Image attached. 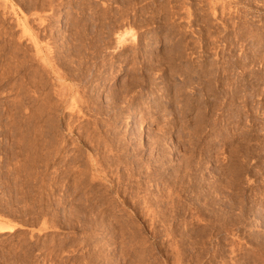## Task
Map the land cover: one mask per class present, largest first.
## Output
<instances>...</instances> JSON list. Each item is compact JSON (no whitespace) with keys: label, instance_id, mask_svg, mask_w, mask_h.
Returning <instances> with one entry per match:
<instances>
[{"label":"rangeland","instance_id":"374dc122","mask_svg":"<svg viewBox=\"0 0 264 264\" xmlns=\"http://www.w3.org/2000/svg\"><path fill=\"white\" fill-rule=\"evenodd\" d=\"M4 222L0 264H264V0H0Z\"/></svg>","mask_w":264,"mask_h":264},{"label":"bare ground","instance_id":"6f19581e","mask_svg":"<svg viewBox=\"0 0 264 264\" xmlns=\"http://www.w3.org/2000/svg\"><path fill=\"white\" fill-rule=\"evenodd\" d=\"M54 1V0H53ZM135 1V0H134ZM126 1H124V3H125ZM8 3V2H7ZM12 3V2H11ZM49 3V2H48ZM50 3H53V2H50ZM134 3V2H133ZM9 4V3H8ZM138 4V3H137ZM136 4V5H137ZM10 5V4H9ZM38 5V4H37ZM44 5V4H43ZM53 5V4H52ZM131 5V4H130ZM134 5V4H133ZM12 6H14L13 4H12ZM34 7V6H33ZM46 7V6H45ZM129 7V6H128ZM4 8H6V6L4 7ZM3 8V9H4ZM12 8H14V10H15V7H12ZM42 8V7H41ZM43 8H44V6H43ZM46 8H48V7H46ZM55 8V7H54ZM58 8V7H57ZM34 9H35V7H34ZM45 9V8H44ZM18 10V9H17ZM4 11H5V9H4ZM31 11V10H30ZM6 12V11H5ZM20 12V11H19ZM22 12H23V10H22ZM28 12V11H27ZM83 12V11H82ZM8 13V12H7ZM6 13V14H7ZM15 13H16V11H15ZM34 13H35V11H34ZM9 14V13H8ZM11 14H13V13H11ZM24 15H25V13H23ZM31 14V13H30ZM37 15V14H36ZM40 15V14H39ZM115 15V14H114ZM154 15V14H153ZM156 15V14H155ZM3 16V15H2ZM6 16V15H5ZM5 16H4V18H5ZM13 16H16V15H13ZM18 16V15H17ZM16 16V17H17ZM22 16V15H21ZM42 16H43V14H42ZM47 16V15H46ZM8 15L6 16V18L5 19H7L8 20ZM11 17H12V15H11ZM16 17H15V19L14 20H16ZM23 17V16H22ZM20 17L19 16V20H17L16 21V23H18V26H20L21 28H22V33H23V36H24V39H25V37L29 40V42H31L30 44L31 45H33L34 46V48H35V50H36V56H37V58L39 59V61L40 62H42L43 61V63H42V65H45V66H43V67H45L47 70H49L48 71V73L50 72V75H47V77L48 76H53V77H55L54 79L56 80L55 82H57L58 83V81L59 82H63V80H64V78H66L63 74H65V72L63 73V71H62V73H60L61 71L60 70H57V69H59L58 68V66L56 67V65H55V63L56 62H53L54 64H52V60H56V59H50V58H53V56H51V52H52V50H51V48H50V46H48V45H46V49H45V45L43 44L44 42L43 41H45V40H41V39H43V38H46V37H48L49 35H47L48 33H43L44 31L45 32H48V31H46L47 29H43L44 31L43 32H41V33H43L42 35L40 34V31L38 32V31H35L34 30V28L32 27V21L30 22V20H29V18H28V15L26 16L25 15V17ZM41 17V16H40ZM2 18V17H1ZM114 18H115V16H114ZM4 19V20H5ZM17 19H18V17H17ZM46 19H48V18H42L41 17V21L39 20L38 22H40V25L42 24V27H43V25H45V27H46V24L48 23L47 22V20ZM50 19V18H49ZM98 19V18H97ZM103 19V18H102ZM154 19V18H153ZM2 21V20H1ZM6 21V20H5ZM97 21V20H96ZM101 21V20H100ZM105 21V20H104ZM113 21H115L116 22V20L114 19ZM146 21V20H145ZM148 21V20H147ZM7 22V21H6ZM5 22V23H6ZM88 22V21H87ZM99 22V21H98ZM121 22H122V20H121ZM4 23V24H5ZM9 23V22H8ZM50 24H51V22H49ZM127 23V22H126ZM77 24V23H76ZM82 24H83V22H82ZM116 25V24H115ZM34 26V25H33ZM85 26L87 27V24H85ZM59 28V27H58ZM84 28V27H83ZM88 28V27H87ZM9 29V28H8ZM49 29V28H48ZM90 29V28H89ZM7 30V29H6ZM39 30V29H38ZM77 31H78V29H77ZM86 31V30H85ZM90 31V30H89ZM91 31H93V30H91ZM90 31V32H91ZM79 33V32H78ZM88 34V33H87ZM86 34V35H87ZM94 34V33H93ZM103 34V33H102ZM120 34V36H119V39L118 40H120L119 42H123V41H126V40H124L125 38H124V33H119ZM43 35H47L46 37L45 36H43ZM83 35V34H82ZM91 35V34H90ZM43 38H42V37ZM52 36V35H51ZM75 37V36H74ZM73 37V38H74ZM79 37V36H78ZM102 37V36H101ZM104 38V37H103ZM22 39V38H21ZM20 39V40H21ZM85 39H86V37H85ZM58 40V39H57ZM21 41H24V40H21ZM50 41V40H49ZM99 41V40H98ZM27 42V41H26ZM46 42V41H45ZM85 42V41H84ZM94 43V42H93ZM96 43V42H95ZM98 43H100V41L98 42ZM125 43V42H124ZM63 44V43H62ZM29 45V44H28ZM58 45V44H57ZM61 45V44H60ZM77 45V44H76ZM90 45V44H89ZM88 45V46H89ZM92 45V44H91ZM22 46V45H21ZM33 46H31V48H33ZM97 46V45H96ZM99 46V45H98ZM18 47V46H17ZM25 47V46H24ZM29 47V46H28ZM57 47V46H56ZM101 47V46H100ZM8 48V47H7ZM20 48V47H19ZM58 48V47H57ZM76 48V47H75ZM96 48V47H95ZM97 48H99V47H97ZM96 48V49H97ZM21 49H25V48H22L21 47ZM27 49H29V48H27ZM78 49H79V47H78ZM77 49V50H78ZM17 50V49H16ZM29 50H31V49H29ZM60 51V50H59ZM26 51H24V53H25ZM86 52V51H85ZM97 52H98V50H97ZM20 53H22L21 51H20ZM19 53V54H20ZM59 53V52H58ZM88 53V52H87ZM102 53V52H101ZM100 53V54H101ZM30 54V53H29ZM28 54V55H29ZM67 54V53H66ZM92 54H93V52H92ZM21 55V54H20ZM22 55H23V53H22ZM26 55V54H25ZM24 55V56H25ZM78 55V54H77ZM99 55V54H98ZM107 55V54H106ZM105 55V56H106ZM51 56V57H50ZM88 56V55H87ZM95 56H97V55H95ZM102 56V55H101ZM100 56V57H101ZM56 57V56H55ZM67 57H69V56H67ZM21 58V57H20ZM33 58V57H32ZM59 58V57H58ZM57 58V59H58ZM99 58V57H98ZM105 58V57H104ZM12 59V58H11ZM61 59V58H60ZM88 59V58H87ZM90 59V58H89ZM92 59V58H91ZM96 59V58H95ZM29 60H31V59H29ZM28 59H27V61H29ZM42 60V61H41ZM51 60V61H50ZM23 61V64L25 63L24 62V60H22ZM35 61H36V59H35ZM61 61H63V60H61ZM59 62V60H58V62H59V66L61 65V63L62 62ZM12 62V61H11ZM21 62V61H20ZM19 62V63H20ZM75 62L78 64L77 66H76V68L78 67V69H79V66L82 64V59H80V60H75ZM94 62V61H93ZM97 62V61H96ZM101 62V61H100ZM122 62V61H121ZM13 63V62H12ZM22 63V62H21ZM29 63H30V61H29ZM32 63V62H31ZM91 63V62H90ZM17 64V63H16ZM23 64H22V66H23ZM41 64V63H40ZM39 64V65H40ZM63 64V63H62ZM93 64V63H92ZM5 65V64H4ZM7 65H8V63H7ZM12 65H14L13 67H16V68H18V65L17 66H15V62H14V64H12ZM26 65V63L24 64V66ZM54 65H55V67L57 68H55L54 67ZM8 66H10V63H9V65ZM27 66H28V64H27ZM31 66V65H30ZM62 66H64V64L62 65ZM68 66H70V65H68ZM4 67V66H3ZM12 67V70H14V68ZM20 67V66H19ZM39 67V66H38ZM42 67V68H43ZM65 67V66H64ZM67 67V66H66ZM16 68H15V71H17L16 70ZM25 68V67H24ZM6 69V68H5ZM10 70H11V68H9ZM35 69V68H34ZM44 69V68H43ZM46 69H44V70H46ZM67 69V68H66ZM77 69V70H78ZM81 69V68H80ZM39 70V69H38ZM47 70H46V72H44V73H47ZM64 70V69H63ZM70 70H72V77L70 78V87H69V85H68V82H64V83H62L61 85H64L63 86V90H60V96L62 95V97L61 98H63L65 101H68L69 100V102H70V118H72V117H74V116H76L78 119H79V117L80 116H82V118H83V116H86L85 115V111L87 110V107L85 106L86 104V100H87V97H86V100H85V98H84V100L81 98L82 96H81V94L79 93V85L77 84V83H79V81H77V79L80 77V72L78 73V72H75V70H74V68L73 69H70ZM15 71H14V73H15ZM30 71V70H29ZM32 71V70H31ZM37 71V70H36ZM60 71V72H59ZM10 72V71H9ZM21 72V71H20ZM33 72V71H32ZM35 72V71H34ZM67 72V71H66ZM70 72V71H69ZM13 73V72H12ZM37 73V72H36ZM43 73V74H44ZM86 73H88V72H86ZM85 73V74H86ZM7 74H8V70H7ZM7 74H5L6 75V77L8 76L9 77V75H7ZM9 74H11V72L9 73ZM28 74V73H27ZM39 74H40V72H39ZM89 74V73H88ZM13 76H14V74H13ZM39 76V75H38ZM42 76H44V75H42ZM41 76V77H42ZM3 77H4V74H3ZM37 77V76H36ZM37 78H39V77H37ZM5 79V78H4ZM19 79V78H18ZM39 79H41V78H39ZM48 79V78H47ZM53 78L51 77V79L49 78L48 80H52ZM42 80V79H41ZM44 80V79H43ZM45 80H46V78H45ZM69 80V79H68ZM76 80V81H75ZM17 81H19V80H17ZM32 81H34L33 79H32ZM37 81V80H36ZM35 81V83H37ZM40 82V81H39ZM38 82V83H39ZM53 82H54V80H53ZM54 82V83H55ZM30 83V82H29ZM41 83V82H40ZM43 83V82H42ZM41 83V84H42ZM46 83V82H45ZM52 83V82H51ZM54 83H53V85H54ZM57 83H56V85H57ZM65 83H67V85L65 84ZM83 82H81V84H82ZM22 84V83H21ZM60 84V83H59ZM23 85V84H22ZM36 85V84H35ZM38 86H40L39 84H37ZM47 85H49V83L48 84H46L45 86H42V87H47ZM83 85V84H82ZM81 85V86H82ZM85 85V84H84ZM18 86V85H17ZM27 86V85H26ZM58 86H60V85H58ZM58 86H57V88H58ZM66 86H68V87H66ZM87 86V85H86ZM133 86V85H132ZM24 87V86H23ZM22 87V88H23ZM42 87H40V88H42ZM60 87H62V86H60ZM31 88V87H30ZM29 88V89H30ZM35 88V87H34ZM38 88V87H37ZM55 88H56V86H55ZM82 88H83V86H82ZM81 88V89H82ZM128 88H129V85H128ZM24 89V88H23ZM39 89V88H38ZM131 89V88H130ZM41 90V89H40ZM53 90V89H52ZM51 90V91H52ZM122 90V89H121ZM134 90V89H133ZM30 91V90H29ZM56 91V89L54 90V92ZM123 91V90H122ZM131 91V90H130ZM17 92H19V91H17ZM59 92V91H58ZM58 92L56 91L55 93H57L58 94ZM83 92H85V91H83ZM113 93V92H112ZM123 93V92H122ZM127 93V92H126ZM133 93V92H132ZM84 94V93H83ZM82 94V95H83ZM115 95V94H114ZM130 95V94H129ZM86 95H84V97H85ZM93 96V95H92ZM126 96V95H125ZM134 96V95H133ZM132 96V97H133ZM94 97V96H93ZM89 98H91V95H90V97ZM95 98V97H94ZM93 98V99H94ZM131 98V97H130ZM129 99V98H128ZM133 99V98H132ZM61 100V99H60ZM111 100V99H110ZM65 101H62V103L63 102H65ZM92 101V100H91ZM94 101V100H93ZM128 101V100H127ZM98 102V101H97ZM96 102H94V104H95ZM126 103V102H125ZM64 104V103H63ZM66 104V103H65ZM69 104V103H68ZM89 104V103H88ZM87 104V105H88ZM91 104H92V102H91ZM93 104V105H94ZM103 104V103H102ZM95 105H98V103H96ZM94 105V106H95ZM100 105V104H99ZM98 105V106H99ZM110 105V104H109ZM68 106V105H67ZM89 106H90V108L92 107L90 104H89ZM88 106V107H89ZM98 106H96L95 108L94 107H92V109H96ZM105 106V105H104ZM123 106V105H122ZM85 107H86V110H85ZM109 107V106H108ZM100 108V107H99ZM102 109H104L103 107H101ZM107 108V107H106ZM110 108V107H109ZM122 108V107H121ZM89 110V109H88ZM91 110V109H90ZM93 110V112H96V111H94ZM96 110H98V109H96ZM41 111H42V109H41ZM103 111V110H102ZM100 112V111H99ZM99 112L97 113V114H99ZM109 112V111H108ZM88 113V112H87ZM91 113V112H90ZM128 114V113H127ZM11 115V114H10ZM88 115V114H87ZM121 115V114H120ZM123 115V114H122ZM76 117H74V121L76 120L75 118ZM89 117V116H88ZM90 118V120L92 121V119H91V117H89ZM86 119H87V117H86ZM28 120V119H27ZM73 120V119H72ZM80 120V119H79ZM78 120V121H79ZM84 120V119H83ZM94 121V120H93ZM92 121V122H93ZM73 122V121H72ZM81 122V121H80ZM87 122H89V121H87ZM98 122V121H97ZM131 122V121H130ZM79 123V122H78ZM83 123V122H82ZM86 123V122H85ZM94 123H95V121H94ZM132 123V122H131ZM81 124V123H80ZM88 124V123H87ZM91 124V123H90ZM98 124V123H97ZM96 124V127L99 125H97ZM84 125V124H83ZM82 125V126H83ZM134 125V124H133ZM76 126H78V125H76V123L74 122V123H70V134L71 135H73V136H75L76 137V141H73V142H78V144H79V140H80V137L81 138H84V137H82V136H79L80 135V131H78V132H80L79 133V135L78 136H76L75 134H78V133H75V130H77V129H75V127ZM81 126V125H80ZM85 126V125H84ZM100 126H101V124H100ZM81 128V127H80ZM79 128V129H80ZM83 128V127H82ZM101 128V127H100ZM78 129V130H79ZM81 130V129H80ZM90 130V129H89ZM88 131V130H87ZM89 132V131H88ZM89 134V133H88ZM70 135V136H71ZM82 135V134H81ZM92 135V134H91ZM94 135V134H93ZM86 136H87V134H86ZM172 136V135H171ZM87 138V137H86ZM170 139L172 138V137H169ZM169 139V140H170ZM84 140V139H83ZM72 141V140H71ZM86 141V140H85ZM91 142V141H90ZM170 142H171V140H170ZM72 144V143H71ZM84 144V143H83ZM88 144V143H87ZM91 144V143H90ZM79 145H81V144H79ZM89 145V144H88ZM78 146V145H77ZM84 146V145H83ZM93 146V145H92ZM94 147V146H93ZM96 147V146H95ZM174 148H176L175 146H173ZM86 148V147H85ZM97 148V147H96ZM98 148H99V146H98ZM80 149V148H79ZM92 149V148H91ZM90 149V150H91ZM95 149V148H94ZM100 152H101V150H100ZM84 153V152H83ZM101 154V153H100ZM97 155V154H96ZM106 155V154H105ZM104 155V156H105ZM90 156H92V155H90ZM98 156V155H97ZM100 156V155H99ZM108 156V155H107ZM110 156V155H109ZM84 157V156H83ZM88 157V156H87ZM91 158V157H90ZM94 158V157H93ZM102 158H104V157H102ZM96 159V158H95ZM101 159V158H100ZM106 160V159H105ZM89 161V160H88ZM92 161H94V160H92ZM78 162V161H77ZM101 162V161H100ZM87 163V162H86ZM89 164V163H88ZM92 165H93V163H92ZM105 165V164H104ZM75 166V165H74ZM94 166V165H93ZM99 166V165H98ZM100 166H102V165H100ZM100 166L98 167V168H100ZM96 168H97V166H96ZM101 169H102V167H101ZM104 169V168H103ZM76 170V169H75ZM95 170V169H94ZM77 171V170H76ZM89 171H91L90 169H89ZM102 170H100V172H101ZM97 172H98V169H97ZM92 173H93V171H92ZM108 173V172H107ZM84 174H86V173H84ZM103 174H105V173H103ZM77 175V174H76ZM79 175V174H78ZM106 175V174H105ZM86 177V176H85ZM103 177H105V176H103ZM108 177V176H107ZM72 178V177H71ZM112 178V177H111ZM81 179V178H80ZM85 179V178H84ZM99 179H101V178H99ZM87 180V179H86ZM98 181V180H97ZM111 181V180H110ZM103 182V181H102ZM113 183V182H112ZM80 184H83L84 185V183L82 182H80ZM87 184V183H86ZM85 184V185H86ZM90 184V183H89ZM111 184V183H110ZM77 186H79V185H77ZM102 186V185H101ZM105 186V185H104ZM103 186V187H104ZM91 187V186H90ZM110 187V186H109ZM101 188V187H100ZM114 188V187H113ZM112 189V188H111ZM121 193V192H120ZM119 193V194H120ZM87 202V201H86ZM82 204V203H81ZM81 204H80V206H81ZM93 204V203H92ZM86 205V204H85ZM84 205V206H85ZM95 205V204H94ZM76 206V205H75ZM87 206V205H86ZM97 207V206H96ZM90 208H92V207H90ZM94 208V207H93ZM71 209V208H70ZM75 209H76V207H75ZM85 209V208H84ZM78 210L79 209H77V212H78ZM91 210V209H90ZM85 211V210H84ZM79 212H81V211H79ZM93 212V211H92ZM91 212V213H92ZM74 214V213H73ZM77 214V213H76ZM16 228H17V225L16 224H13V223H9V222H4V223H0V233H5V232H13L14 230H16Z\"/></svg>","mask_w":264,"mask_h":264}]
</instances>
